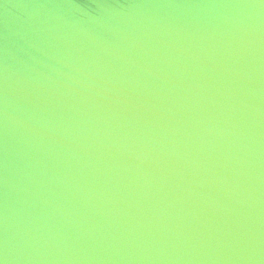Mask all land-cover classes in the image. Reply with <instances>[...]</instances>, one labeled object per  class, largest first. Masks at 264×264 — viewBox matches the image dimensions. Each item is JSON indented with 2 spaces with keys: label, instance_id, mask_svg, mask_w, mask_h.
I'll use <instances>...</instances> for the list:
<instances>
[{
  "label": "water",
  "instance_id": "water-1",
  "mask_svg": "<svg viewBox=\"0 0 264 264\" xmlns=\"http://www.w3.org/2000/svg\"><path fill=\"white\" fill-rule=\"evenodd\" d=\"M0 264H264V0H0Z\"/></svg>",
  "mask_w": 264,
  "mask_h": 264
}]
</instances>
